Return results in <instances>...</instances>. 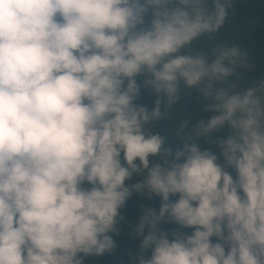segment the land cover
I'll return each instance as SVG.
<instances>
[{
	"label": "clouds",
	"instance_id": "clouds-1",
	"mask_svg": "<svg viewBox=\"0 0 264 264\" xmlns=\"http://www.w3.org/2000/svg\"><path fill=\"white\" fill-rule=\"evenodd\" d=\"M233 3L0 0V264H85L121 231L134 264H264V78L241 87L236 44L190 51ZM182 85L213 113L190 135L162 124ZM134 193L159 212L122 227Z\"/></svg>",
	"mask_w": 264,
	"mask_h": 264
},
{
	"label": "trees",
	"instance_id": "trees-1",
	"mask_svg": "<svg viewBox=\"0 0 264 264\" xmlns=\"http://www.w3.org/2000/svg\"><path fill=\"white\" fill-rule=\"evenodd\" d=\"M232 44L238 45L242 50L247 51V63L249 69H239L241 87H246L253 81H259L264 78V0H234L232 9L229 10L228 18L224 27L214 37H202L194 41L191 45V52L201 49H208L214 46ZM187 54V53H186ZM182 91L178 102L168 110L169 118L163 121L171 132H175L179 127L188 122L186 134H192V129L202 120H207L213 113L205 112L204 105L210 103L205 101L201 93L195 88H187L181 86ZM155 95L151 91H142L141 103L149 109L154 105ZM228 129L225 128L219 133L213 134V139L226 137ZM172 139H176L174 136ZM202 150H211L219 156L218 148L209 144L207 138H200L198 141ZM223 163V159H220ZM234 175V173H233ZM174 197L173 199H177ZM161 201L154 198L148 201L140 194H133L127 202V206L122 210V215L126 218L127 224L133 226L138 222L141 216V208L143 206L154 208L159 212ZM160 228L169 233L178 230L179 226L173 223L161 224ZM180 231L190 233L191 230L179 229ZM117 248L111 254L103 257H90L85 264H134L133 256L138 252L140 239L130 236V234L121 231L119 236L114 237Z\"/></svg>",
	"mask_w": 264,
	"mask_h": 264
}]
</instances>
